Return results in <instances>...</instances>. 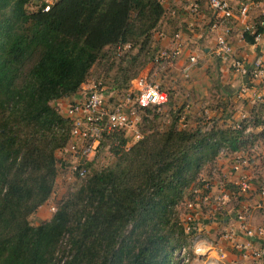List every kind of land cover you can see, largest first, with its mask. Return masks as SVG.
Here are the masks:
<instances>
[{
  "label": "trees",
  "instance_id": "obj_1",
  "mask_svg": "<svg viewBox=\"0 0 264 264\" xmlns=\"http://www.w3.org/2000/svg\"><path fill=\"white\" fill-rule=\"evenodd\" d=\"M46 4L0 0V264H177L175 251L191 234L177 206L202 187L199 174L220 150L264 139L263 105L252 106L248 134L243 120L237 128L213 122L158 131V114L147 110L140 140L128 151L111 146V166L32 224L52 192L55 151L69 140V121L53 102L79 92L107 54L124 58L104 87L127 88L137 77L132 66L159 50L153 33L166 13L160 0H52L43 11ZM253 38L243 33L246 43ZM64 240L68 252L57 258Z\"/></svg>",
  "mask_w": 264,
  "mask_h": 264
},
{
  "label": "built area",
  "instance_id": "obj_2",
  "mask_svg": "<svg viewBox=\"0 0 264 264\" xmlns=\"http://www.w3.org/2000/svg\"><path fill=\"white\" fill-rule=\"evenodd\" d=\"M160 1L165 7L167 0ZM202 2L206 4L209 13L206 20L205 18L203 20L200 11ZM46 3L43 11L48 10V4L51 2L46 1ZM175 3H179L178 8L190 16L195 25L202 24L201 26L204 27L202 31L213 38V47L210 51L212 57L227 63L228 69L234 75L246 78L237 90V98L250 99L264 107V94L257 87L258 82L264 80V59L259 57L249 62L246 59L233 57L229 41L231 20H236L241 22V38L243 33H247L254 35V43L264 44V0H175ZM251 12L258 14L254 24L248 21ZM257 28H260V32L255 34ZM156 37L161 38L163 35L157 32ZM168 40L169 47L159 49L146 70L132 79L127 88L107 91L102 82L97 80L88 83L80 90L82 92L80 99L58 103L57 109L61 116L70 124L69 144L66 146L70 153L71 170L78 179L85 181L92 174L94 160L90 158L96 151L103 150L110 154L111 146L125 148L128 141L140 140L141 125L147 110H158L167 103L168 94L157 82L156 77L171 68L180 57L185 46V37L180 30H177L170 34ZM197 63L198 54L195 52L188 54L179 68L180 75L188 78ZM241 117L246 124L243 133L248 134L251 131L249 119L244 115ZM259 117L264 122V108ZM205 125L207 129L209 124ZM184 127L185 124L183 129ZM235 152L220 150L219 156L227 157ZM247 167L248 160L243 153L232 157L230 170L236 177L235 184L242 194L249 188ZM201 182L202 187L191 191L192 199L187 202L189 211L199 203L204 205L211 200L209 182L205 179ZM261 194L264 195V192L262 191ZM228 197L225 192L216 200L226 201ZM50 211L54 213L56 209L50 207ZM186 220L192 222V217L188 215ZM236 221L246 240L235 242L234 246L238 250L248 252L258 263L264 260V225L250 227L242 213L236 216ZM187 227H189L188 222ZM220 254L221 259L225 257L224 252Z\"/></svg>",
  "mask_w": 264,
  "mask_h": 264
},
{
  "label": "rangeland",
  "instance_id": "obj_3",
  "mask_svg": "<svg viewBox=\"0 0 264 264\" xmlns=\"http://www.w3.org/2000/svg\"><path fill=\"white\" fill-rule=\"evenodd\" d=\"M46 1L51 2L52 0ZM174 9V5H169V7L166 8L167 15L165 19H163L164 24L160 28L161 33L171 32L175 29V27L186 24L184 22L181 23V19H179L180 17L186 19L185 15H179L174 19L168 16V14H170V12ZM257 17V14L252 15L249 19V22L254 24L257 20ZM196 33L197 32L193 30L192 34ZM205 45H207V43L201 41L199 42L197 48H195L196 46L193 47V51L195 52V49H197L195 53H198V55L201 57L204 55L202 47ZM157 47L160 48L158 45ZM124 49L125 48H121L119 51H117V55L125 54L126 50ZM135 52L136 50H133L131 54H134ZM107 57L108 60L106 63H104V58L100 59L93 66V68H91L90 75L85 82L86 84L101 80L103 86L104 83L106 86L108 85L109 80L112 79V75L117 69L119 60L123 59L124 57H119L116 55L110 56V54H107ZM143 61H139L132 66V69L137 71V75L146 70L145 68L149 64L145 63V65L141 67ZM214 62L215 61L209 57H206L204 60L199 59L196 66L199 68L207 63V67L201 69L195 77H192L194 76L192 75L191 77L183 78L179 71L170 72L171 68H168L165 72H161V74L156 77L157 82L167 92L168 99L167 103L163 107L159 108L158 110H154L158 116H156V118L153 120L152 128L162 131L168 126L174 125L179 129H183V125L185 124L184 129L187 130L194 129L196 127H204V129H206L205 124L208 123L210 126L213 122L222 124L223 126L237 128L236 126H239L240 122L243 120L241 117L242 114L248 117L250 116V107H252L250 102L246 103L242 99L237 98V94H233V92L232 96H228L223 92L225 88L231 85L235 86L233 81L230 82L231 78H229L233 73L225 66V70L229 76L227 75V78L222 77L221 71L219 70L220 67H218V65ZM236 88L237 87H233L234 90H236ZM69 99L70 98L67 100ZM58 103L59 102H56L55 104V102H53V105H56L57 107ZM144 127L145 126L142 123V135L144 134L142 131ZM135 143L136 142L128 141L125 148H119L118 150L128 151L129 148ZM68 144L69 142L66 143V145ZM66 145L63 148L55 151L56 174L53 182L52 192L48 200L43 205H41L48 217H45L44 220L40 219L35 215V212L29 217V220L32 224H37L41 221H47L53 214L50 211V207L57 209L60 201L65 199L69 194L75 192L84 182V180L78 179L71 170L70 153L67 151ZM244 150H249L248 146H246ZM247 158L248 162L252 163L253 166L264 169V148L262 145L258 147V150H256L255 153H252ZM91 159L94 160V165L91 168L92 173H94L111 166L115 162L116 156L111 150L110 154L103 150H98L90 158V160ZM207 177H211L212 180L214 178L215 180H218V178H221L222 176H212L210 174V169L206 167L199 174V178H201V180H206ZM234 198L237 199V195ZM187 202L188 200L184 199L177 206L179 214L178 220L183 224L185 232H189L190 230L191 234H189L187 238L188 244L175 251V262L177 264H207L213 261V258L216 264H235L236 261L230 260L227 254L221 259L220 253L224 251H234L239 253L241 250H238L235 246L231 247L232 245H230V243L224 247L223 244L227 243V240L228 242L230 240L228 239L227 233L224 231V229L209 223L206 224L207 217H205L204 211L207 210V205L199 203L192 211H189L190 208L188 209ZM188 215L192 217V222L186 220V216ZM187 222L189 227H187ZM205 226H209V229H206ZM211 226L213 227L210 229ZM221 234L224 239H221L219 245L222 246L223 249L221 247L220 250H217L219 246L217 244V239ZM68 249L69 246L64 240L59 245L56 252L57 258H60V255L62 254L66 255ZM200 249L204 250V252H200ZM237 264L245 263L239 262ZM257 264H264V260Z\"/></svg>",
  "mask_w": 264,
  "mask_h": 264
},
{
  "label": "crops",
  "instance_id": "obj_4",
  "mask_svg": "<svg viewBox=\"0 0 264 264\" xmlns=\"http://www.w3.org/2000/svg\"><path fill=\"white\" fill-rule=\"evenodd\" d=\"M169 5H174L175 9L168 14L169 17H172L173 19L178 17L179 15H182L186 17V19L180 17L181 23H186L179 25L175 27L174 30L168 33H162L163 37L157 38L156 33L160 32L161 33V26L164 24L163 19L159 23L158 30H156L153 33V40L161 48H168L169 47V36L173 32L180 30L183 33V36L185 37V46L183 48V52L180 55V57L174 62L173 66L170 69V72H178L179 68L182 66V63L185 61L186 56L188 54L194 53L193 47L196 46L197 48L199 42L204 41L207 43V45L202 47V50L204 52V55L201 57L198 55V61L199 59H205L206 57L212 58L215 62V64L220 67V71L222 74V77L227 78V71L225 70L228 68L227 63L221 62L219 60H216L212 57L211 55V49L213 47V38L211 36H208L205 34L204 27L201 26L199 23L195 25L193 19L188 16L184 11L179 9L180 7L179 3H175V0H167L165 8H168ZM200 11L203 15V20L209 16V13L207 11L206 4L204 2L201 3L200 6ZM254 14H257L256 12H251L248 15V21L250 17ZM258 15V14H257ZM178 19V20H179ZM192 24V25H191ZM186 25V26H185ZM241 22L236 21V20H231V31L229 34V41L232 47V55L235 58H240V59H246L247 61L251 62L252 60L256 58H263L264 59V44H248L244 41L243 38H241ZM196 31V34H192V32ZM193 45V46H192ZM197 49H195V52ZM198 54V53H197ZM200 57V58H199ZM198 64V63H197ZM196 64V65H197ZM207 63H205L201 67L195 66L189 73V77H195L197 73L201 69L206 68ZM230 73V72H229ZM231 78L230 82L233 81L235 86L231 85L223 90L224 94L228 96H232L233 94H237L238 88L241 86V84L246 81V78H240L234 74H231L229 77ZM86 83L83 84L81 89L83 87H86ZM233 87H237L236 90L233 89ZM258 90L264 94V80L258 82L257 84ZM82 95V92H77L72 98L69 100L64 99L60 100L58 102H69L71 100H77L80 99ZM244 102H250L252 106H257L260 105L256 102L251 101L250 99H243ZM56 104V103H55ZM244 108V107H243ZM252 108V107H250ZM264 108V107H263ZM242 109V107H241ZM247 111V109H246ZM243 115V114H242ZM245 116V115H244ZM249 119V117L247 116ZM264 139L262 141L260 140H253L252 144L248 146L249 150H244L240 149L236 151L234 154H230L227 157H218L213 164L209 167L210 169V174L214 177H217L220 175L222 176L221 178H218V180H215V178L212 180L211 177H207L206 180L209 182V192L211 194V200L204 205H207V210L205 212V217H207L206 224H212L215 226H218L219 228L224 229V231L227 233V237L229 240H227V243H224L223 246L225 247L227 244L230 243L233 247L235 245V242L238 241H244L246 240L243 232L239 229L238 227V222L236 221V216L240 213H242L245 216L246 223L250 227H255V226H260L264 225V195L261 194V192H264V169L257 168L253 166L252 163L248 162V167L246 168V174L249 178V188L248 190L242 194L239 193L236 183V177L232 174L230 170V164H231V159L235 155H239L241 153L244 154L246 159L248 160V156H250L252 153H255L256 150H258V147L260 145L263 146L264 148ZM227 193L228 194V199L226 201H218L216 200L222 193ZM237 195V199L234 198ZM234 200V201H233ZM203 212V213H204ZM37 217L40 219H45V217H48L46 214L45 210L43 207H39L36 211L35 214ZM213 226L210 227V229ZM205 228L209 229V226H205ZM224 233V232H223ZM226 237V235H225ZM226 237V238H227ZM221 239H224L222 234L219 236L217 239V244L219 245ZM254 244L257 246L258 244ZM222 246H218L217 250H220ZM223 249V247H222ZM225 255L227 254L228 258L230 260L236 261L235 264L241 262L245 264H257L258 262L254 261L248 252L241 251L239 253L234 252V251H224Z\"/></svg>",
  "mask_w": 264,
  "mask_h": 264
},
{
  "label": "bare ground",
  "instance_id": "obj_5",
  "mask_svg": "<svg viewBox=\"0 0 264 264\" xmlns=\"http://www.w3.org/2000/svg\"><path fill=\"white\" fill-rule=\"evenodd\" d=\"M200 252H204V250L200 249L199 250ZM213 261H211L210 263H207V264H216V262L214 261V259L212 258Z\"/></svg>",
  "mask_w": 264,
  "mask_h": 264
}]
</instances>
